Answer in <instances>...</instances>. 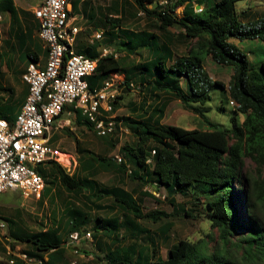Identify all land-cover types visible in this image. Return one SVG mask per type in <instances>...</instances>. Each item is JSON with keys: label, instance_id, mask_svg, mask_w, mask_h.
Here are the masks:
<instances>
[{"label": "trees", "instance_id": "16d2710c", "mask_svg": "<svg viewBox=\"0 0 264 264\" xmlns=\"http://www.w3.org/2000/svg\"><path fill=\"white\" fill-rule=\"evenodd\" d=\"M133 1L138 11L133 17L144 12L145 18L150 20L148 29L139 32L123 29V19L108 17L109 24L121 29V42L117 50L123 55L118 58L113 55L100 57L92 55L91 48L87 50V56L98 60L95 73L88 78L91 90L99 87L104 78L121 74L125 76L122 87L128 91L143 92L146 97L139 108L141 113L135 109L134 116L116 117V131L122 123L137 135L138 141L133 146L123 147L126 161L115 165L122 174L127 172L128 164L133 167L129 175L131 180L164 187L168 193L166 199L176 215H181L182 211L185 219H195L199 207L203 208L211 222V228L216 229L218 235L217 238L207 235L197 242L180 240L168 251L166 259L157 256L158 244L150 237L153 246L151 253L148 247L138 248L132 245L130 248L110 251L107 255L108 263L264 264V226L259 225L254 215L249 213L255 202L264 209V180L249 177L244 172L247 159L264 167V63L254 67L248 55L235 43L247 40L264 43V18L243 23L241 18L245 12L239 14L237 10V3L242 0ZM72 3L76 9L79 1L72 0ZM149 5L153 8L149 9ZM180 8H183L181 17L176 15ZM2 12L10 13L15 29L19 22L16 18L14 20L18 10L13 0H0V13ZM171 28L179 29L178 35L172 33ZM15 38L20 47L25 46L27 40L30 41L31 35L19 29ZM9 43L11 41L7 42ZM179 44L186 46V52L182 53L184 55L176 52ZM143 53H147L150 58L144 57L143 62L131 59L134 55L142 56ZM1 58L0 54V61ZM27 58L35 62L38 60L36 54L28 55ZM208 58L216 65L233 69L228 89L213 81L206 71L205 62ZM183 80L186 88L183 87ZM131 85L139 89H132ZM214 88L222 89L227 98L237 106L230 127L214 123L208 118V103L212 100L211 91ZM172 98L181 102L187 112L199 117L208 129L189 130L163 124ZM12 101L13 97L7 99V102ZM117 104L118 98L114 110ZM219 110L226 109L221 106ZM77 116L81 118L77 120L79 126L86 125L93 131V126L85 117L79 112ZM239 116L244 117L242 123ZM3 117L13 121L0 113V118ZM108 137L110 136L99 138ZM77 146L79 147V143ZM91 162H83L82 169H93L95 160ZM100 162V166L109 168L113 161L102 158ZM49 165L54 171L47 172ZM39 173L45 183L56 173L53 179L67 192L76 195L85 188L76 174L69 175L57 162L47 163L46 168L39 167ZM236 180L244 190V195L237 198ZM51 182L54 183L53 180ZM87 184L94 190V182L88 179ZM103 192L105 195L97 193L94 199L87 198V202L98 210H119L114 218L98 214L96 217L98 224L94 227L95 237H99L97 233L100 231L102 236L110 240L111 247L119 246L123 238L122 229L131 227L134 232L132 235L136 236L149 233L137 220L157 222L163 217H170L160 210L143 213L137 199L124 189L111 188ZM50 193L51 189L45 187L42 197ZM176 194L189 196L192 202L180 207L175 203ZM105 196L111 198L114 204L102 206L99 201ZM235 200L240 202L235 204ZM89 214L75 208L67 213L69 220L58 223L59 228L56 230L31 236H12L17 242L33 246L35 250L26 252L31 257L42 258V253L47 252L64 253L63 249L69 245L73 234L78 233L80 238L85 234L86 230L83 228L88 223ZM244 214L246 220L243 219ZM121 215L127 219H120ZM239 219H243L242 222ZM169 232V226L162 230L163 240L166 242L169 241ZM81 241L82 238L78 244ZM101 245L98 244V247Z\"/></svg>", "mask_w": 264, "mask_h": 264}, {"label": "rangeland", "instance_id": "374dc122", "mask_svg": "<svg viewBox=\"0 0 264 264\" xmlns=\"http://www.w3.org/2000/svg\"><path fill=\"white\" fill-rule=\"evenodd\" d=\"M110 1L111 0H105V3H110ZM122 1L123 2L120 5V8H122L120 16L121 19L124 20V25H126V28L129 27L135 32L148 29L150 20L145 18V16H139V14L138 17H133V14H137L138 12L135 9L134 1ZM13 2L14 6L18 8L20 15L19 20L22 22V24H24V17L22 13L24 11L23 9L33 6L36 7L37 1L13 0ZM126 2H128V4H126ZM148 8L152 9L153 6L149 5ZM237 10L239 14L245 12L241 18L243 23L254 22L258 19L264 18V0H242L237 3ZM182 13L183 8H180L176 15L181 17L183 15ZM117 16L118 15H113V17ZM76 18L79 19L80 17L76 15ZM103 22L108 28L112 26L105 20ZM13 26L14 25L11 23L10 13H0V54L2 51L7 54L9 53V57H11V59H15L18 56L14 33L16 31V27L13 31ZM104 29H102L100 26L98 28L99 31H103ZM170 31L178 35L177 31H179V29L171 28ZM109 36L111 35H105V40H103L104 43L102 44V50H110L107 45L115 42V39L111 40V37ZM122 39L128 42V40L124 39L123 36ZM9 41L14 42L13 44L15 48L14 50H16L15 52H11L9 47H6L8 46L7 42ZM116 43L117 45L115 44V48L119 47L120 45L118 40ZM235 43L238 44L240 48L248 55L249 60L254 67H258L264 63L263 42L257 40H247L240 43L236 41ZM186 50V46H180L179 44L176 52L177 54L184 55L182 53L186 52ZM117 52L118 50L115 53ZM122 55L123 54L121 53L119 54L120 57ZM144 57L145 59L150 58L148 57L147 53H143L142 56L134 55V57L131 59L134 62H143ZM4 58L5 56L2 58V64L0 65V113H7L8 115L17 118L20 114L21 105L17 102V99L13 100L12 102H6L5 99L10 95V83L14 84L15 88V97H12L16 98L17 95L20 94L22 88L17 84L14 78H21V72L23 73L24 69L19 67H7V58L6 60ZM205 69L213 81L221 83L226 89H228L234 74L233 69L216 65L214 62H212L211 58L206 60ZM182 84L183 87L186 88L184 80L182 81ZM211 95L212 100L210 103H208V108L210 109L208 118L214 123L223 125L225 127H230L231 118L235 117L233 112L234 110H237V106L231 105L232 100L227 98L226 93L220 88H214L211 91ZM144 98L146 97L144 96L143 92L138 93L136 91H128L121 86L120 95L118 96V104L114 110V116L119 118L134 116L136 114L135 109L141 113V109L139 108H141L140 105L143 103ZM221 106H224L226 110L220 111L219 108ZM239 121L242 123V121H244V117L239 116ZM162 123L165 125H174L177 127L187 128L189 130L208 129L207 125L201 119H199V117L187 112L183 108L181 102L173 98L166 110L165 118ZM52 134V137L55 136L54 145L57 146L60 151L65 153V155H71L73 157V159H70L69 165L63 163L60 165L67 171L69 175L72 176L76 174V177L85 184V188L77 195L72 192H67L63 187L60 186L57 180L53 179V177L56 176V173H54L55 175H53L51 179H48L45 185V187L51 189V193L46 197H42L40 200H36L35 198L24 200L18 192H7L4 195H0V222L6 223V228L4 230H0V248L2 249V253L0 252V264H8V260L12 258V256H8V251L6 252L7 245H10L11 247L15 245V247L12 248L14 250L13 253L16 252L28 254L26 252H32V250H35L33 246L29 244L15 241L12 235L24 236L29 234L31 236L32 234H39L43 231L56 230L59 228L58 223H62L67 219L69 220V216L66 215L69 211L75 208L80 209L87 214L90 213L88 223L85 224L83 228L86 230L85 234L81 237L83 241H81L79 244L78 242L71 244L70 239L69 245L63 249L64 253H42V258L46 259V262L49 261V264H109L107 255L110 253V251L114 252L117 249L130 248L132 245H135L138 248H140V246L148 247L151 253L153 246L149 240L150 237L158 244L156 248L158 253L157 256L166 259L168 256V251L180 240L197 242L199 239L207 235H212V237L217 238V230L211 228V222L206 217L203 208L199 207L195 219H185L183 217L182 211H180L181 215H176V212L173 210L169 200L166 199L168 193L164 187H159L153 183H148L145 185L138 180H131L129 175L130 171L132 172L133 167H130L127 162V172L125 174L120 173L118 166L115 165L117 163V157H122L123 161H126L123 147L125 145L133 146L138 141L137 135L128 127H125L124 124L121 123L116 133L107 139H100L94 131L89 129L88 126H79L75 123L74 119H72V124L70 127L65 126L64 128L59 129H56L55 127ZM77 143H79V147L77 146ZM102 158H105L109 161L112 160V165L109 168L100 166V159ZM93 159L95 160V163H93V169H82L81 164L83 162L89 161V163H92L91 161H93ZM49 171H54L50 165L47 167V172ZM244 172H246L249 177H259L261 180H264V167L258 166L250 159L246 160ZM88 179L94 182V190H92L87 184ZM52 180L54 183L51 182ZM111 188H121L131 193L137 199V202L143 213L160 210L166 212L168 215H170V217H163L157 222H152L146 219L137 220V223L149 233L136 236L132 235L134 232L131 227H129L127 230L122 229L121 234L123 235V238L119 243V246L111 247L110 240L102 236L100 231L97 233L99 234V237H95L96 230H94V227L98 224L96 217L98 214L103 217L114 218L119 210L117 208H115V210H98L94 205L87 202V198L94 199L97 193L99 195H105L103 191ZM92 195L94 196L92 197ZM239 195L243 196L244 190L241 186V183L236 180L235 197L237 198ZM244 200L246 199L244 198ZM99 202L102 206H111L114 204L113 200L107 196L103 197ZM189 202H192V199H190L189 196L186 197L176 194V205L183 207ZM239 202L235 200V204H238ZM189 206H187V208H189ZM241 207L243 208V206ZM203 213L204 215H202ZM249 213L254 215L255 220L259 225L264 226V209L259 207L258 202L254 203ZM78 217L79 216H77V218ZM120 219L125 221L127 218H124V216L121 215ZM243 219L246 220L245 214ZM243 219H239V221L242 222ZM167 226L170 227V232L168 233V242L163 240L164 236L162 234V230ZM88 233L91 234L89 238L86 237ZM98 244L102 245L98 247ZM76 250L78 251L77 254L75 253ZM136 258L137 256L134 257V259Z\"/></svg>", "mask_w": 264, "mask_h": 264}, {"label": "built area", "instance_id": "2783aa9c", "mask_svg": "<svg viewBox=\"0 0 264 264\" xmlns=\"http://www.w3.org/2000/svg\"><path fill=\"white\" fill-rule=\"evenodd\" d=\"M36 1L33 13L39 22V38L47 50V63L42 67L31 62L22 75L28 95L17 119L0 118V195L18 192L24 200L42 198L46 183L39 167H46L49 162L62 164L60 158L65 153L51 145L59 118L67 112L68 118L60 121L58 128L70 127L79 112L98 137L113 135L117 127L114 106L123 83L114 74L101 88L91 90L88 78L95 73L98 60L74 50L80 29L71 21V0ZM102 39L103 33L96 32L90 44ZM107 55L118 57L114 51L104 49L103 56ZM117 162L123 163V158L117 157ZM5 228L6 223L0 222V230ZM70 238L71 244L81 239L78 233ZM12 248L7 245L6 252L12 256L8 264H46L44 258L13 253Z\"/></svg>", "mask_w": 264, "mask_h": 264}, {"label": "crops", "instance_id": "0c3cea01", "mask_svg": "<svg viewBox=\"0 0 264 264\" xmlns=\"http://www.w3.org/2000/svg\"><path fill=\"white\" fill-rule=\"evenodd\" d=\"M78 1H79L78 7L76 9H74L73 3L71 0V12H70L71 21L73 23V26L80 29V33L77 37V41H76V44L74 46V50L78 54H81V55H84V56L90 58L89 56H87V50L91 48L92 55L97 54L100 57H103V50L104 49L102 50V44L104 43L103 40H105V38H104L105 35L108 34V35H111V36H109V37H111L110 38L111 40L115 39V42H112V43L108 44L107 46L110 48V51L112 50V51L116 52L117 48L120 47L119 46V47L115 48V44L117 45V43H116L117 40H118L119 44L121 42V38H120L121 29L113 27V26H110V28H108V27H106L107 25L104 24L103 21L104 20L107 21V18L113 17V15H118L117 17H113V18H121L120 12H121L122 8H120L121 7L120 5L122 4L123 1L122 0H111L110 3H105V0H103L104 2L101 0H78ZM36 7H37V4H36ZM36 7L33 6V7L27 8V9H23L24 11L22 13H23V17H24L23 18L24 24H22V22L19 20L20 19L19 18V16H20L19 12H18L17 17H14V20L16 18V20H18V22H19V24L16 27V32H18L19 29H22V31L24 33H27L28 35L30 34L31 35L30 41L27 40V43L25 44V46L22 45L20 47L17 44V42H15V44L17 45L16 50H17V54H18V56L15 59H11V57H9L10 56L9 53L5 54L4 51L1 52L2 58L4 56H5V58H4L5 60L7 58V62H8L6 64L7 67H10V68L19 67L21 69H24V72L23 73L21 72V75H23L25 73L27 67L29 66V64L31 62H35V60L34 61L31 60V58L28 59L27 58L28 55L34 56V54H36L38 56V60L36 61V63H38L42 67H45L46 63H47V57H48L47 50L44 47L43 42L39 38V35H38L39 22L37 21V19H35L34 13H33ZM16 9L18 10V8H16ZM76 15H78L80 18L79 19L76 18ZM11 18L13 20V17H11ZM99 26L102 29H104V27H105V29L103 31H99L98 30ZM123 29H130V28L129 27L126 28V25H123ZM13 31H14V29H13ZM16 32H14L15 35H16ZM96 32L103 33V39L100 40L99 42H96L95 45H91L90 44V38ZM13 43L14 42H11V44L9 43L8 46H6V47H9L11 52L16 51V50H14L15 48H14ZM117 54H118V57H120L119 56L120 53L117 52ZM2 58L0 61V65L2 64ZM90 59H92V58H90ZM92 60H96V59H92ZM15 75H18V74H15ZM116 75H118L124 81V77H125L124 75H121V74H116ZM109 78H104V81H102L101 85L97 88H101L103 86V84L105 83V81H107ZM14 80L22 88L20 94L17 95L16 98H13V100L17 99V102L21 105V107H20V113H21L22 108H23L22 106H24V103H25L27 95H28V86L22 80V76H21V78H14ZM12 83H14V82H12ZM9 87H10V95L5 99L6 102H7V99H11V97L14 96V91H15L14 90L15 89L14 84L10 83ZM3 105H5V104H3ZM5 115L9 118H12L13 121H15L17 119L11 115H8L7 113H5ZM3 118H5V117H3ZM67 118H68L67 112H65L57 121V123L55 125L56 129H59L58 123L62 120L67 119ZM72 119H74L75 123L78 124L77 120L78 119L80 120L81 118L80 117L78 118V116H75ZM54 144H55V136L52 137V139H51V145L54 148H58ZM72 159H73V157H72ZM20 249H21V247H20Z\"/></svg>", "mask_w": 264, "mask_h": 264}, {"label": "bare ground", "instance_id": "6f19581e", "mask_svg": "<svg viewBox=\"0 0 264 264\" xmlns=\"http://www.w3.org/2000/svg\"><path fill=\"white\" fill-rule=\"evenodd\" d=\"M70 159H71V156H68V155L62 154V156H61V158H60V161H61V163H63V164H67V165H69V163H70Z\"/></svg>", "mask_w": 264, "mask_h": 264}, {"label": "clouds", "instance_id": "9594fccd", "mask_svg": "<svg viewBox=\"0 0 264 264\" xmlns=\"http://www.w3.org/2000/svg\"><path fill=\"white\" fill-rule=\"evenodd\" d=\"M231 103H233V106H235L234 102H231ZM231 105H232V104H231Z\"/></svg>", "mask_w": 264, "mask_h": 264}, {"label": "water", "instance_id": "95a60500", "mask_svg": "<svg viewBox=\"0 0 264 264\" xmlns=\"http://www.w3.org/2000/svg\"><path fill=\"white\" fill-rule=\"evenodd\" d=\"M197 9H199V6H197Z\"/></svg>", "mask_w": 264, "mask_h": 264}]
</instances>
